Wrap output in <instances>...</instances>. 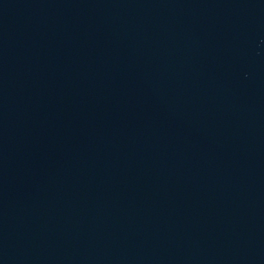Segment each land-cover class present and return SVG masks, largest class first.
I'll use <instances>...</instances> for the list:
<instances>
[{"label":"water","instance_id":"water-1","mask_svg":"<svg viewBox=\"0 0 264 264\" xmlns=\"http://www.w3.org/2000/svg\"><path fill=\"white\" fill-rule=\"evenodd\" d=\"M0 264H264V0H0Z\"/></svg>","mask_w":264,"mask_h":264}]
</instances>
